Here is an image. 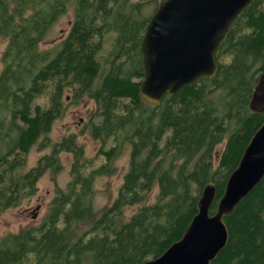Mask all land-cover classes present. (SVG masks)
<instances>
[{
    "label": "trees",
    "instance_id": "16d2710c",
    "mask_svg": "<svg viewBox=\"0 0 264 264\" xmlns=\"http://www.w3.org/2000/svg\"><path fill=\"white\" fill-rule=\"evenodd\" d=\"M160 2L0 0V40H6L0 55V215L34 196L45 174L54 183L39 223L0 237V264L154 259L182 237L209 183L215 187L209 214H215L230 173L264 120V111L249 105L264 72V0H253L231 24L215 51L214 74L153 104L139 93L140 42ZM149 5L154 8L146 15ZM69 9L66 35L41 47ZM67 97L94 103L85 124L98 144L93 157L74 133L50 137ZM35 145L49 151L27 168ZM124 148L127 169L114 198L97 213L95 180L113 174ZM63 152L71 157L64 188L56 183ZM128 207L135 209L126 217ZM223 222L227 242L210 264H264V177Z\"/></svg>",
    "mask_w": 264,
    "mask_h": 264
},
{
    "label": "water",
    "instance_id": "95a60500",
    "mask_svg": "<svg viewBox=\"0 0 264 264\" xmlns=\"http://www.w3.org/2000/svg\"><path fill=\"white\" fill-rule=\"evenodd\" d=\"M253 0H161L151 14L140 42L143 77L139 93L150 103L174 95L198 78L214 74L215 51L236 17ZM250 108L264 111V72L252 93ZM264 177V120L250 138L237 167L230 173L215 214L209 209L215 187L207 184L198 212L182 237L160 256L129 264H210L225 246L223 216Z\"/></svg>",
    "mask_w": 264,
    "mask_h": 264
},
{
    "label": "rangeland",
    "instance_id": "374dc122",
    "mask_svg": "<svg viewBox=\"0 0 264 264\" xmlns=\"http://www.w3.org/2000/svg\"><path fill=\"white\" fill-rule=\"evenodd\" d=\"M154 5H149L144 9V14L150 15ZM71 10L69 9L62 15L47 31L41 47H50L63 38L69 28L71 21ZM6 44V40H0V55ZM2 64L0 61V70ZM68 104L64 115L57 119L50 132L53 141L59 140L63 135L74 133L78 137L79 143L85 148L87 157H93L96 154L98 144L91 138L85 128V124L94 109L92 100L83 97L74 102L67 97ZM49 149L38 150L37 145L33 146L28 153L27 168L33 166L37 159ZM62 170L56 175V183L64 188L70 179L69 167L71 157L69 153H61ZM100 160V159H99ZM128 150L123 149L121 154L114 160V172L111 175L100 176L95 180V193L91 199L94 210L99 213L105 206L109 205L114 198L117 188L122 181L123 173L127 169ZM100 164V162L98 163ZM97 164V165H98ZM38 190L30 198H26L18 207L10 208L0 215V237L29 225L37 224L42 219L48 206V202L54 195V183L48 174L40 178L37 183ZM151 199L153 197L151 196ZM135 207L125 209L126 217L133 212Z\"/></svg>",
    "mask_w": 264,
    "mask_h": 264
}]
</instances>
